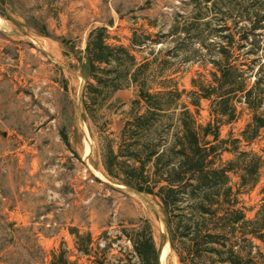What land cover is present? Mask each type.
<instances>
[{
  "label": "rangeland",
  "instance_id": "374dc122",
  "mask_svg": "<svg viewBox=\"0 0 264 264\" xmlns=\"http://www.w3.org/2000/svg\"><path fill=\"white\" fill-rule=\"evenodd\" d=\"M212 1L0 0V264H139L128 233L141 222L160 247L159 264H180L159 200L116 184L102 166L137 91H118L95 121L85 118L83 51L94 28L106 27L124 46L135 33L137 62H153L158 80L185 90L181 101L187 103L191 80L209 81L223 38L233 37L230 57L243 61L255 58L249 50L257 41L264 62V21L249 30L250 20L264 15V0ZM238 111L233 123L219 128V140L227 141L222 149L232 150L251 123L252 112ZM196 120L211 122L208 101L200 100ZM236 146L264 158V129ZM233 157L223 152L216 163ZM240 200L252 219L264 203V169ZM87 233L91 245L84 255L78 248Z\"/></svg>",
  "mask_w": 264,
  "mask_h": 264
},
{
  "label": "trees",
  "instance_id": "16d2710c",
  "mask_svg": "<svg viewBox=\"0 0 264 264\" xmlns=\"http://www.w3.org/2000/svg\"><path fill=\"white\" fill-rule=\"evenodd\" d=\"M263 21L264 15L252 18L250 32L260 29ZM182 33L188 35L189 29ZM223 39L209 81L191 80L187 103L181 101L185 90L172 89V80H158L153 62H137L134 52L141 45L135 33L124 46L106 27L94 28L83 51L85 118L95 121L118 91H137L115 149L112 142L106 146L102 166L116 184L159 200L169 246L180 264H264V252L255 244L264 246V203L252 219L240 206L243 191L257 185L264 158L236 146L254 141L264 129V62L257 41L249 50L255 58L243 61L230 57L233 37ZM200 100L209 102L211 122L206 126L196 120ZM239 106L252 112L251 123L233 140L232 150L222 149L227 141L219 140V128L237 119ZM223 152L234 157L217 165ZM72 235L80 239L78 232ZM128 237L139 264H159L160 247L148 223L141 222ZM84 238L85 246L78 250L89 255L91 236Z\"/></svg>",
  "mask_w": 264,
  "mask_h": 264
},
{
  "label": "water",
  "instance_id": "95a60500",
  "mask_svg": "<svg viewBox=\"0 0 264 264\" xmlns=\"http://www.w3.org/2000/svg\"><path fill=\"white\" fill-rule=\"evenodd\" d=\"M160 258H161V253L159 254V261H160Z\"/></svg>",
  "mask_w": 264,
  "mask_h": 264
}]
</instances>
